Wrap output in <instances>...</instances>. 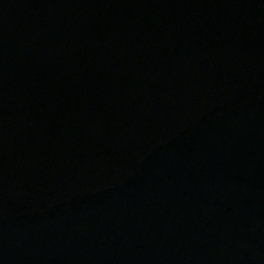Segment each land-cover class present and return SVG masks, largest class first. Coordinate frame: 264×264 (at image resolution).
<instances>
[{
	"label": "water",
	"instance_id": "95a60500",
	"mask_svg": "<svg viewBox=\"0 0 264 264\" xmlns=\"http://www.w3.org/2000/svg\"><path fill=\"white\" fill-rule=\"evenodd\" d=\"M0 264H264V0H0Z\"/></svg>",
	"mask_w": 264,
	"mask_h": 264
}]
</instances>
